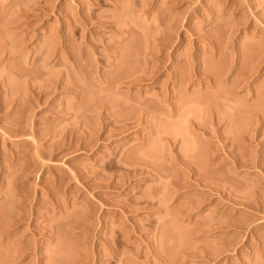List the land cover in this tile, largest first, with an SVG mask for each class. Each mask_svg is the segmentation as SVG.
Masks as SVG:
<instances>
[{"label":"rangeland","instance_id":"rangeland-1","mask_svg":"<svg viewBox=\"0 0 264 264\" xmlns=\"http://www.w3.org/2000/svg\"><path fill=\"white\" fill-rule=\"evenodd\" d=\"M99 232L264 264V0H0V264H102Z\"/></svg>","mask_w":264,"mask_h":264},{"label":"bare ground","instance_id":"bare-ground-1","mask_svg":"<svg viewBox=\"0 0 264 264\" xmlns=\"http://www.w3.org/2000/svg\"><path fill=\"white\" fill-rule=\"evenodd\" d=\"M131 221V219H129ZM99 223V220H98ZM98 242L103 244L109 250V254L106 255V258H103L102 264H119L118 252L117 249L112 245L111 238L108 237L107 233L99 232L97 234ZM145 239V238H144ZM126 240V237H122L120 242ZM83 252H81L82 254ZM93 263V260L90 262ZM95 264V261H94Z\"/></svg>","mask_w":264,"mask_h":264}]
</instances>
